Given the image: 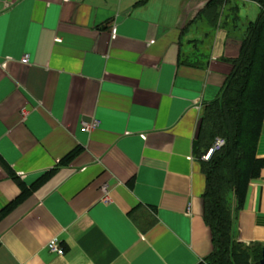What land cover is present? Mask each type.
Segmentation results:
<instances>
[{
  "label": "crops",
  "instance_id": "1",
  "mask_svg": "<svg viewBox=\"0 0 264 264\" xmlns=\"http://www.w3.org/2000/svg\"><path fill=\"white\" fill-rule=\"evenodd\" d=\"M209 1L0 0V264H207L194 141L261 9ZM227 205L263 249L264 165Z\"/></svg>",
  "mask_w": 264,
  "mask_h": 264
},
{
  "label": "trees",
  "instance_id": "2",
  "mask_svg": "<svg viewBox=\"0 0 264 264\" xmlns=\"http://www.w3.org/2000/svg\"><path fill=\"white\" fill-rule=\"evenodd\" d=\"M254 1L260 12L247 26L238 56L229 60L232 70L223 90L205 104L194 141L205 176L203 221L210 231L212 247L205 259L207 264H259L261 258L262 249L257 250L260 246L256 248L233 238V215L227 205L231 191L236 209L240 208L247 181L264 165V160L254 156L264 111V0ZM223 4L224 0H210L206 4L212 25H216ZM216 137H223L225 144L202 160ZM79 151L71 150L60 164L70 162ZM7 211L8 208L1 210L0 216Z\"/></svg>",
  "mask_w": 264,
  "mask_h": 264
},
{
  "label": "built area",
  "instance_id": "3",
  "mask_svg": "<svg viewBox=\"0 0 264 264\" xmlns=\"http://www.w3.org/2000/svg\"><path fill=\"white\" fill-rule=\"evenodd\" d=\"M22 63H28V56L25 55L23 58H21ZM98 126L97 120H92L91 122H86L83 124V127L85 130H92L93 128ZM225 144V139L223 137H216L211 145V147L208 149V151L202 155L203 160H207L212 152L219 150L223 145ZM103 191V199L105 201L109 200V192L107 190L106 186H102ZM48 250L50 252L55 253L56 255H62L64 252V249L62 245L60 244L59 240L57 238H51L47 244H46Z\"/></svg>",
  "mask_w": 264,
  "mask_h": 264
},
{
  "label": "water",
  "instance_id": "4",
  "mask_svg": "<svg viewBox=\"0 0 264 264\" xmlns=\"http://www.w3.org/2000/svg\"><path fill=\"white\" fill-rule=\"evenodd\" d=\"M260 264H264V248L262 249V256L260 259Z\"/></svg>",
  "mask_w": 264,
  "mask_h": 264
}]
</instances>
